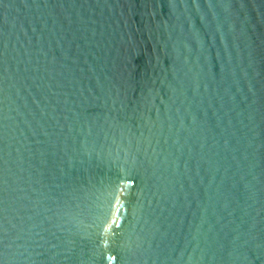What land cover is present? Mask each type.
Returning a JSON list of instances; mask_svg holds the SVG:
<instances>
[{
    "label": "water",
    "instance_id": "95a60500",
    "mask_svg": "<svg viewBox=\"0 0 264 264\" xmlns=\"http://www.w3.org/2000/svg\"><path fill=\"white\" fill-rule=\"evenodd\" d=\"M0 264H264V0H0Z\"/></svg>",
    "mask_w": 264,
    "mask_h": 264
}]
</instances>
